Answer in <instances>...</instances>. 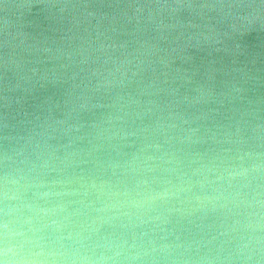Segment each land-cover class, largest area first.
<instances>
[{
	"label": "clouds",
	"instance_id": "clouds-1",
	"mask_svg": "<svg viewBox=\"0 0 264 264\" xmlns=\"http://www.w3.org/2000/svg\"><path fill=\"white\" fill-rule=\"evenodd\" d=\"M0 264H264V0H0Z\"/></svg>",
	"mask_w": 264,
	"mask_h": 264
}]
</instances>
